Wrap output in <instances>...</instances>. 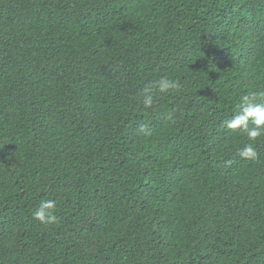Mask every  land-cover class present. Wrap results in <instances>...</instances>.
<instances>
[{
  "label": "trees",
  "instance_id": "obj_1",
  "mask_svg": "<svg viewBox=\"0 0 264 264\" xmlns=\"http://www.w3.org/2000/svg\"><path fill=\"white\" fill-rule=\"evenodd\" d=\"M256 91L264 0H0V264H264Z\"/></svg>",
  "mask_w": 264,
  "mask_h": 264
},
{
  "label": "clouds",
  "instance_id": "obj_2",
  "mask_svg": "<svg viewBox=\"0 0 264 264\" xmlns=\"http://www.w3.org/2000/svg\"><path fill=\"white\" fill-rule=\"evenodd\" d=\"M155 88L158 93L167 94L172 91L178 92L181 85L178 81L165 76L155 82ZM144 94V106L151 107L154 102L151 88H145ZM250 121L251 127L249 126ZM227 128L233 131H242L246 134L248 140L253 142L240 148L237 151V156L246 160H255L257 158V151L253 144L258 138L264 136V91L251 92L241 96L238 104V114L227 121ZM56 207L55 200H42L38 208L33 212V218L43 225L56 224L59 220L55 214Z\"/></svg>",
  "mask_w": 264,
  "mask_h": 264
}]
</instances>
